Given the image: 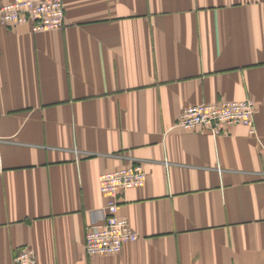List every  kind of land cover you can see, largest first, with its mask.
I'll list each match as a JSON object with an SVG mask.
<instances>
[{"label":"crops","instance_id":"1","mask_svg":"<svg viewBox=\"0 0 264 264\" xmlns=\"http://www.w3.org/2000/svg\"><path fill=\"white\" fill-rule=\"evenodd\" d=\"M11 0H0L7 3ZM62 29L0 26V264H264V0H62ZM251 100L254 129L175 128ZM140 164L117 215L137 235L88 257L99 176Z\"/></svg>","mask_w":264,"mask_h":264},{"label":"built area","instance_id":"2","mask_svg":"<svg viewBox=\"0 0 264 264\" xmlns=\"http://www.w3.org/2000/svg\"><path fill=\"white\" fill-rule=\"evenodd\" d=\"M65 21L62 0H11L0 2V26L30 24L34 33L52 32L63 28ZM255 106L251 100L222 101L217 104H198L183 109L175 128L206 130L212 137L227 135L228 128L242 125L254 127ZM146 173L140 164L104 173L99 176V191L106 204L99 219L86 227L84 249L88 257L119 254L124 244L135 242L137 235L129 228L127 220L117 215L119 198L130 188L142 186ZM13 264H40L33 250L23 247Z\"/></svg>","mask_w":264,"mask_h":264}]
</instances>
